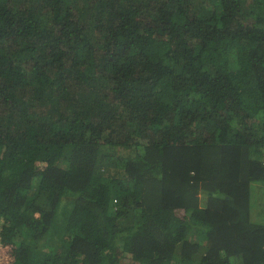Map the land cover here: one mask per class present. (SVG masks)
<instances>
[{"label":"trees","instance_id":"1","mask_svg":"<svg viewBox=\"0 0 264 264\" xmlns=\"http://www.w3.org/2000/svg\"><path fill=\"white\" fill-rule=\"evenodd\" d=\"M263 221L264 0H0V264H264Z\"/></svg>","mask_w":264,"mask_h":264},{"label":"rangeland","instance_id":"2","mask_svg":"<svg viewBox=\"0 0 264 264\" xmlns=\"http://www.w3.org/2000/svg\"><path fill=\"white\" fill-rule=\"evenodd\" d=\"M254 189H255V187H253V193H254ZM255 201L253 200V203H252V208L255 210V214L253 215L254 217L256 216H258L259 214L257 213V210L255 209V203H254ZM264 222V221H263Z\"/></svg>","mask_w":264,"mask_h":264}]
</instances>
